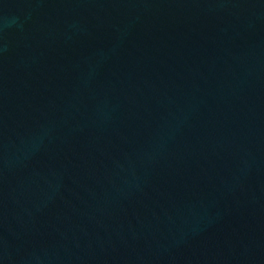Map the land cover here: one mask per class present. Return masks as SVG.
Listing matches in <instances>:
<instances>
[{
	"label": "water",
	"instance_id": "water-1",
	"mask_svg": "<svg viewBox=\"0 0 264 264\" xmlns=\"http://www.w3.org/2000/svg\"><path fill=\"white\" fill-rule=\"evenodd\" d=\"M0 264H264V0H0Z\"/></svg>",
	"mask_w": 264,
	"mask_h": 264
}]
</instances>
